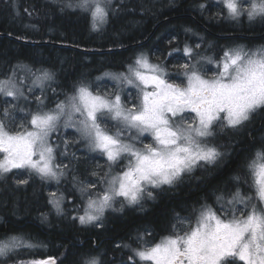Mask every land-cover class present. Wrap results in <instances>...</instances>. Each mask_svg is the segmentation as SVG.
Segmentation results:
<instances>
[{
    "label": "snow or ice",
    "instance_id": "obj_1",
    "mask_svg": "<svg viewBox=\"0 0 264 264\" xmlns=\"http://www.w3.org/2000/svg\"><path fill=\"white\" fill-rule=\"evenodd\" d=\"M110 4L111 0H76L65 7L89 13L91 28L97 31L108 22ZM217 5L221 7L217 15L222 19L239 21L247 16L249 22H264V0H217ZM199 8L203 11L205 5L200 4ZM200 48V43L195 48L185 44L183 52L192 59ZM201 61L215 64L217 71L211 78L202 74L199 62L184 63L175 66L182 70L183 80L172 82L164 67L152 63L141 52L126 65V71L104 74L116 82L118 90L101 94L81 81L71 95L51 109L44 103V92L53 82L54 73L44 68L14 66L9 75L0 79V97L4 98V107L0 109V177L23 170L29 177L58 184L71 168L70 163L57 162L59 144L52 143V134L59 131L63 122L65 128L76 130L90 152L108 162V171L100 178L102 191H95L94 183L79 182V191L87 195V202L83 213L72 217L80 225L99 228L103 227L105 211L116 210L115 203H120L121 209L125 203L139 205L145 198L154 199L149 187L174 186L194 168L217 164L224 153L209 143L215 136L216 125L240 130L254 114L264 111V46L254 51H245L244 46L225 47L219 60L203 56ZM21 67L26 70L24 76L18 74ZM29 77L31 83L26 84ZM124 87L136 89L130 106L122 99ZM37 88L39 96L35 95ZM30 97H34L35 108L28 106L32 103ZM17 111L23 117L12 130L10 125L15 124ZM109 120L117 127L115 133L108 130ZM125 131L129 133L127 137L122 135ZM145 134L151 136L152 142L138 147ZM68 145L65 140V151L60 155L67 156ZM72 155L78 159L75 153ZM123 161L127 162L113 175V166ZM246 167L244 183L251 180L255 199L264 204V149L258 150ZM92 175L98 173L93 171ZM72 179L77 181L75 176ZM234 179L239 183L242 177ZM28 182L16 181L18 185ZM64 199L63 193H49L48 203L58 215L64 214ZM253 199L237 187L227 198L224 194L217 196L218 202L226 200L221 214L205 205L198 213L194 210V223L191 218L177 216V224L158 241L146 240L145 235L151 233H145L137 238L138 247H116L130 250L128 264H137V260L142 264H264V207ZM185 223L186 229L178 228V224ZM40 246L23 236L12 235L0 240V259ZM20 264L58 261L48 256ZM79 264L102 261L98 255L83 253Z\"/></svg>",
    "mask_w": 264,
    "mask_h": 264
},
{
    "label": "trees",
    "instance_id": "obj_2",
    "mask_svg": "<svg viewBox=\"0 0 264 264\" xmlns=\"http://www.w3.org/2000/svg\"><path fill=\"white\" fill-rule=\"evenodd\" d=\"M201 1L113 0L108 22L93 31L89 13L65 7L76 0H0V78L6 77L17 63L50 70L54 80L44 96L45 105H50L81 81L86 83L104 70H123L141 52L168 66L171 74L181 71L170 66L182 64L183 58L191 61L182 51L185 44L195 48L200 43L198 50L202 51L206 47L215 49L222 40L207 36L191 18L204 16L199 8ZM174 47L179 48L178 54L172 52ZM263 113L258 111L240 130L216 129L210 140L224 153L222 159L215 165L197 167L174 186L155 191L154 199L144 204L150 212L138 214L136 207H127L124 213H107L99 228L92 229L72 219L82 200L76 188L67 191V182L61 185L67 196L72 195L74 204L67 201L72 207L66 206L67 212L58 215L48 203L53 182L29 177L26 171L0 177V239L18 234L41 245V249L20 250L10 258L0 259V264H20L46 255H54L58 264H78L83 253H98L100 244L135 237L136 226L144 231L161 226L169 207L181 208L196 203L200 197L210 199L214 192L229 195L228 190L237 182L231 179L234 176L242 177L237 184L247 194L243 179L248 175L247 162L254 151L264 149V121L260 124ZM79 158L85 159L82 155ZM70 161L79 173L83 165L73 158ZM21 179L29 182L18 185L16 181ZM161 192L180 194L164 196L157 203ZM161 204L163 210L155 212ZM93 241L98 248L92 247Z\"/></svg>",
    "mask_w": 264,
    "mask_h": 264
},
{
    "label": "rangeland",
    "instance_id": "obj_3",
    "mask_svg": "<svg viewBox=\"0 0 264 264\" xmlns=\"http://www.w3.org/2000/svg\"><path fill=\"white\" fill-rule=\"evenodd\" d=\"M111 1H113V0H111ZM110 5H112V2H111ZM236 46H244L245 51H254L258 47H260L261 45L253 46V45H249L245 41H242L239 44H236V45H233V46H229V47H236ZM224 48H225V46L223 48L219 49V50L218 49H214V48L211 49L210 47H206L205 50H202V51H199L198 49H196V53H198V54L194 55L192 57L191 61L189 60V62H188L187 58H183L182 59V64H184V63H198L199 62L198 66L200 67V69L202 71V74L205 75L206 78H211L213 76V74L217 71V68H216L214 63H208L207 61H201V57L207 56V57H213L216 60H219V58L223 54ZM182 51H183V49H182ZM210 51H212V52H210ZM134 59L130 63H132L134 61ZM149 59H150V61L152 63H158L162 67L165 68V65H163L161 62L155 61V60H153L151 58H149ZM15 66H26L27 68H29L27 65H25V64L23 65V64H20V63H17ZM32 69H34V68H32ZM165 69L167 70V68H165ZM12 70H13V68L11 69L9 74L12 72ZM124 71H126V67L123 70H117V71L104 70L103 72H101V73L95 75L94 77H92L91 79H89L88 82H86V83L90 84L92 86V90L94 92L98 91L101 94L114 92V91L118 90V86H117L116 82L113 81L112 79H109L104 74L105 73H119V72H124ZM168 73H169V71H168ZM18 74L20 76L26 75L25 68H23V67L19 68L18 69ZM169 74L171 76V81L172 82H180L181 80H183L182 70L178 71V72H175V73H172V74L169 73ZM4 78L5 77H2L0 79H4ZM30 83H31V78L29 77V79L26 81V84H30ZM51 84H52V82H51ZM75 85H73V88L71 89V91H69L63 98L58 99L55 103H52L50 105H46V107L49 108V109L55 108V105L57 103H59L62 100H65L67 95H71L72 94ZM25 92H27L26 88H25ZM121 94H122L123 101L130 106L133 97L136 96V89L135 88H131V87H124ZM35 95H37V96L41 95V92H40V90L38 88L35 90ZM44 96H45V92H44ZM30 99L32 100V103L30 105H28V106L31 107V108H35L36 105H35L34 97H30ZM3 101H4V98L0 97V109H2L4 107V102ZM44 103H45V100H44ZM22 106H23V102H22ZM15 115H16L15 124H11L10 125V128L12 130H15V126L17 124H19L20 119L23 117V113L17 111L15 113ZM185 115H190V114L186 113ZM107 126H108V130L110 132H112V133L116 132L117 127L115 126L113 121H111V120L107 121ZM221 128H222L221 125L217 124L215 129H214L215 133H216V129H221ZM133 134H135V133H133ZM122 135L127 137L129 135V133L127 131H125V132L122 133ZM65 140L69 141V145H68V148H67V156H62V155H60V153H63L65 151V148H64V141ZM151 142H152L151 136H149L148 134H145L143 137H141L140 142L137 143V146L138 147H143L144 143H151ZM52 143L54 145L55 144H59V149H58V152H57V162L58 163H62V164H69L70 163L71 164V168H70L68 174L65 177L61 178V180H60V182L58 184L55 181H50V182H53V186L49 187V193L56 192L58 195L60 193H63L65 199H64V204L62 206L64 208V214H65L67 212V210H66L67 207L66 206L71 205V204H66V202L67 201H71L72 202V200H73L72 195L67 196L66 192L64 191V188L61 185L64 182L65 183L67 182V184H66V187L68 189L67 191L72 190L73 187L76 188V192L78 193V197L82 200V202H78L77 203L79 208H77L78 212H77V210L75 211V213H76L75 215L82 214L83 213V207H84L85 203L87 202V195H82L81 192L79 191V188L82 186L79 182L94 183V184L97 185V188L95 189V191H102L103 190V186L100 184V178L103 177L104 173L108 171V162L106 161V159L103 156L99 155L98 153L90 152L87 149L86 144L83 141L79 140V134L76 132V130L74 128H72V127L65 128L63 126V122H61L59 131L52 134ZM209 143L211 145H214L213 144V140H210ZM257 151H254L252 153V155L249 157V161L254 157V155H255V153ZM73 153H75V157L76 158H78L80 155L85 157V159H83V160H81L80 158L76 159V160H78L77 163H80L81 165H83V167L80 168V170H79L80 172L79 173L75 171V167L73 165L74 162L70 161L71 158H73V155H72ZM73 159H75V158H73ZM68 161H70V162L68 163ZM126 162L127 161H123L119 165H114L113 169H112V174L115 175L117 172H119ZM248 162H247V164H248ZM205 166L206 165L201 166V167H205ZM196 169H197V167L194 168L192 172H194ZM17 171L20 173L23 170H17ZM93 171L97 172L98 175L97 176H93L92 175ZM73 176H75L77 178V181L75 183H74V181L72 179ZM235 177L236 176L231 178L232 180H234V182L236 181L234 179ZM235 183H236V185L233 184L232 188L230 190H228L229 195L231 193H234L236 191L237 187H239L241 189V187L237 184V182H235ZM250 184H251V180H249V183H247V188H248L247 192L248 193L244 194L243 190L241 189L242 194H244L246 196H252L254 198L253 199L254 203H256L259 207H264V204H260L259 201L255 199V195H256L255 189L250 187ZM165 187H167V185L162 186V188H165ZM148 190L152 191L153 195H155V191H157L158 189H152L151 187H149ZM229 195H226V198ZM48 197H49V194H48ZM145 197H146V193H145ZM118 199H122V198H118ZM151 200H153V199L145 198L142 201H151ZM142 201H141V203H142ZM215 201L218 204L217 198L215 199ZM141 203L139 205H135V206H129V205H127L125 203L124 207H136V208L138 206L142 207ZM72 204H74V203L72 202ZM222 204H226V200L223 203L220 204L219 210H215V208L213 206H210V207L214 211H216L218 214H221L222 213V207H221ZM120 206H121L120 203H115L114 204V208L120 207ZM50 207L52 208V211L55 212V210L53 209L52 205H50ZM69 207H72V205L69 206ZM237 207L239 208V207H242V206L241 205H237ZM200 209H198V212H199ZM108 210L109 209H107L106 211H108ZM106 211H105V214H107ZM12 235H18V234H12ZM12 235H7V236L1 238L0 240H4L5 238H7L9 236H12ZM18 236H21V235H18ZM135 238H136V236L135 237L133 236V239H135ZM25 239L29 240L27 238H25ZM33 244H36V243H33ZM37 248L41 249V246L33 248L31 250H34V249H37ZM48 256H52L53 257L54 255H46L44 257L30 258V259H27V261L44 259V258H46Z\"/></svg>",
    "mask_w": 264,
    "mask_h": 264
},
{
    "label": "flooded vegetation",
    "instance_id": "obj_4",
    "mask_svg": "<svg viewBox=\"0 0 264 264\" xmlns=\"http://www.w3.org/2000/svg\"><path fill=\"white\" fill-rule=\"evenodd\" d=\"M201 4H204L205 7L207 8L206 10L202 11L204 16L200 17L199 15L197 16H192L191 18L194 20V22L200 26L201 30L209 37H218L222 38L220 41V44L218 46H215V49H221L224 46L229 47L233 46L236 44H239L242 41L247 42L249 45H261L264 46V22H261L260 20H256L254 22H249L247 16L242 17L239 21H234L230 19H222L220 18L217 14L221 12V7L217 5V0H203L200 2ZM226 15V13H225ZM221 26V28H219ZM199 29V28H198ZM214 29H218L217 31H214ZM220 30V31H219ZM204 34V35H205ZM216 39V38H215ZM223 43V44H222ZM222 44V45H221ZM178 47H174L172 49V52L174 54H178L179 50ZM176 56V55H175ZM176 59L178 57H175ZM177 64L171 65L170 67L172 69H176ZM168 66L165 65V68ZM261 120L260 124L262 123V120L264 121V113L263 115H260ZM259 124V125H260ZM258 150V149H257ZM261 150V149H260ZM17 172V170H13ZM166 188V187H165ZM179 192H161L159 198H157V203L161 202V199L166 196V197H177L179 196ZM222 193L220 192H214L210 194L209 197L210 199L202 198L200 197L199 201L196 203L188 205H184L181 208L178 207H169L167 209V214L166 218L163 221L162 225L159 227H156L155 229H151L150 231H144L136 226V238L133 239V237L130 235V237L122 240H115L109 242L107 245L106 244H100V247L98 248V244H96L94 241L92 243V247L98 248L100 251L98 253H92L93 255H98L102 261V264H128V256L131 254L130 250L128 248H117L116 245H124L128 244L131 245L132 248L138 247V242L137 238L145 233H151V236L145 235V239L149 241H158L162 236L167 235L171 229L173 224H177L176 217L179 216L180 218H191V221L194 223L195 222V213H198V209L201 207L208 205V206H213L215 210H219L220 204L223 203L224 201L216 203L215 199L217 196H220ZM226 197V195H224ZM155 197V195H154ZM148 201H142L141 205L142 207H137L134 208L135 212L138 214H145L147 212H150L151 209L144 207V204ZM117 208V209H116ZM116 210L109 209L106 211V213L109 214H115V213H124L126 212V208L124 207L121 209L120 207H116ZM155 212H159L163 210L162 204L154 209ZM195 210V213H194ZM106 214L104 215L103 218V224L105 222ZM87 227L90 228H98L93 225H87ZM178 228L181 230L187 228V223L185 224H178ZM86 238V237H85ZM83 238H80V241H82ZM106 245V246H105ZM79 264V263H78ZM137 264H142V262L137 260ZM242 264V262H241Z\"/></svg>",
    "mask_w": 264,
    "mask_h": 264
},
{
    "label": "water",
    "instance_id": "obj_5",
    "mask_svg": "<svg viewBox=\"0 0 264 264\" xmlns=\"http://www.w3.org/2000/svg\"><path fill=\"white\" fill-rule=\"evenodd\" d=\"M159 22H160V20H158V21L155 23V25L152 27V30H151L150 32L153 31V29L155 28V26H156ZM149 34H150V33H149ZM146 38H147V37H146ZM146 38H145L144 40H142V41H139L138 43L145 41Z\"/></svg>",
    "mask_w": 264,
    "mask_h": 264
}]
</instances>
